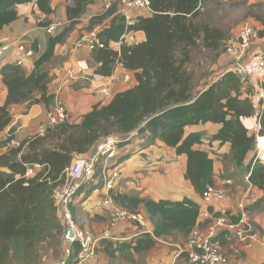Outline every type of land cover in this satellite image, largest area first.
<instances>
[{
    "label": "trees",
    "instance_id": "obj_1",
    "mask_svg": "<svg viewBox=\"0 0 264 264\" xmlns=\"http://www.w3.org/2000/svg\"><path fill=\"white\" fill-rule=\"evenodd\" d=\"M33 1L43 12H54L50 0H0V29L18 19L19 4ZM65 1L69 23L49 36L47 48L37 58L34 71L27 74L20 63H6L1 68L8 95L6 102L0 105V264H8L14 241L22 244L27 253L36 252L37 246L44 242L48 248H61L64 226L54 192L75 156L94 151L109 135L123 140L115 162L121 176L122 163L132 152L120 154V148L130 144L133 137L147 147L160 142L178 155L186 156L184 177L203 195L214 186L216 174L212 152L202 145L229 143V159L237 167H243L253 185L264 189V163L257 159L256 148L257 136H264V98L260 100L258 113L260 130L258 134L250 133L243 118L254 115L256 108L246 82L236 72L226 71L221 77L199 84L187 66L192 47L201 43L206 48L219 49L225 39L224 32L202 12L204 0H150L152 15L136 16L133 25L127 23L126 15L118 12L116 6L105 12L100 10L82 32L98 27V38L104 43V47L90 50L96 64L94 72L112 76L117 65L122 64L134 72L135 84L109 96L102 95L107 100L93 103L80 121H71L70 117L64 123L48 127L44 135L21 140L18 147L9 145L16 137L14 134L1 138L12 121V105L43 103L49 109L55 100L44 65L54 56L56 45L66 39L70 28L93 2ZM132 30L144 31L146 39L136 44H122L117 50L111 47ZM34 49L37 48L34 46ZM262 87L264 89V82ZM208 122L220 125L216 133L187 131L188 126ZM48 140L53 143L52 147L43 146ZM251 153L253 156L249 159ZM36 165L41 168H34ZM121 176L109 196L121 208L143 212L153 229L144 232L134 224L142 234L129 240L102 239L97 252L101 250L111 259L123 255L133 263V253L150 250L160 239L171 236L180 235L187 240L195 227L208 223V220L198 223L201 205L187 196L154 199L138 193L118 192ZM98 189L94 183L80 188L72 204L74 217L81 202ZM235 215L233 220L237 221ZM227 232H221L218 240ZM80 249L79 244L73 246L67 264L77 259ZM62 256L63 251L60 258Z\"/></svg>",
    "mask_w": 264,
    "mask_h": 264
},
{
    "label": "crops",
    "instance_id": "obj_2",
    "mask_svg": "<svg viewBox=\"0 0 264 264\" xmlns=\"http://www.w3.org/2000/svg\"><path fill=\"white\" fill-rule=\"evenodd\" d=\"M229 0H204L201 5L202 12L206 15L215 16V13L228 7ZM259 0H250L249 4L254 5ZM264 1V0H261ZM239 4L238 0H233ZM67 2L65 0H50L54 9L52 13L43 12L35 1L19 4L17 6L18 19L12 24L0 29V43H12V47L0 58V105L7 99L8 89L3 82L1 68L6 63H20L27 74L35 69L37 58L46 50L48 38L51 34L45 31L48 22L61 20L65 25L69 23L66 14ZM103 0H93L87 7L86 12L73 25L66 39L57 44L54 56L45 63V70L50 76V91L59 96L67 106L71 121H80L83 115L90 110L93 103L103 98L100 89L111 87L112 93L132 87L135 82L134 72L127 70L118 64L112 76H103L94 72L95 62L92 58V51L79 49L75 43L80 34L86 30L92 17L100 13ZM131 16H151L149 9H133ZM107 19L105 22H107ZM104 22V23H105ZM258 23V22H257ZM259 26V25H258ZM260 28V26H259ZM262 29V28H261ZM61 30V29H60ZM139 41L146 39L144 31L136 32ZM23 44L29 52L18 50L16 44ZM34 46L37 49H34ZM264 51V33L254 43L249 56L253 53ZM233 61V57H230ZM252 90L251 96L255 103L256 110L261 109V90L256 76L247 83ZM47 106L43 103L28 105V102L18 103L11 106L12 121L1 138L14 134L19 140L30 138L38 133L42 123H46ZM249 117H244L243 122L250 133L258 134L261 124L258 112ZM220 125L216 123H205L188 126L187 131H203L207 135L217 132ZM140 139L133 137L132 142L119 149V153L131 151L128 159L122 163V176L117 187L118 192L138 193L146 198H170L182 199L184 196L192 198L201 205L199 222L206 219L205 213L219 211L227 208L236 213L234 219L238 221L239 203L244 202L251 223L258 228L260 238L253 247L248 248L239 241L234 234L227 232L219 237L220 244L228 257V264H263L264 263V189L253 185L248 178V173L243 167H237L228 157L230 144L219 146L217 142L202 145L211 150L215 159V184L214 187L225 191V197L215 198L211 204L203 201L202 195L198 194L190 182L184 177L186 156L178 155L175 150L166 147L158 142L156 145L142 146ZM129 148V149H128ZM253 153L249 155L251 159ZM264 159V157H263ZM264 163V160H261ZM39 167V166H37ZM244 172V175L242 173ZM32 170L29 171V174ZM101 190V189H100ZM94 191L88 199L83 200L80 205L84 207L93 222L84 224V227L98 234L105 229L111 220V209L102 203L100 194ZM118 205V204H116ZM119 206V205H118ZM120 207V206H119ZM212 208V209H211ZM253 220V221H252ZM153 229L151 222L148 223V231ZM113 240H129L132 237L142 234V231L130 222H118L113 228ZM188 240V238H187ZM187 240L180 235L160 239L152 249L141 253H133L134 262L126 260L123 255L111 259L103 251H99L96 260L79 262L72 260L69 264H190L185 255Z\"/></svg>",
    "mask_w": 264,
    "mask_h": 264
},
{
    "label": "built area",
    "instance_id": "obj_3",
    "mask_svg": "<svg viewBox=\"0 0 264 264\" xmlns=\"http://www.w3.org/2000/svg\"><path fill=\"white\" fill-rule=\"evenodd\" d=\"M114 6L117 7L118 12L126 15L129 25H133L136 21L135 16L130 15L131 10L144 8L151 11L150 0H103L101 10L105 12ZM63 26H65L64 21H52L45 26V31L48 34H54ZM97 33L98 27L82 33L75 43L76 47L88 50L104 47V43L98 38ZM260 37L261 28L258 25L250 21L242 24L235 39L230 41L226 47V54L234 58L231 68L227 71L236 72L241 77V80L246 83L256 76L261 90V98H264V89L262 87L264 82V51L253 53L249 56L251 48ZM138 42L139 39L136 36V32L132 30L126 32L119 41L112 43L111 47L117 50L122 44H136ZM12 45V43H0V58L5 56V53L11 49ZM16 47L23 52L30 51L21 43L16 44ZM99 92L101 95L109 96L112 94V88L106 86L101 88ZM257 112L259 113V110ZM45 115L47 122L39 126L38 133L35 135H44L48 127L64 123L70 119V113L59 96L55 97L54 102L46 110ZM263 137L261 135L257 136L256 148L257 159L259 160H264L259 148L260 139ZM122 142V138L109 135L99 142L97 148L91 154H77L71 165L66 169L62 183L58 186L55 196V203L61 212L64 226L63 256L52 264H67L75 244H79L81 247L77 257L79 262L90 259L96 260L99 255L97 252L99 241L102 239H113L112 230L118 222H131L138 225L142 231H148V219L143 212L130 211L119 207L109 194H107L103 204L110 207L112 221L101 233L96 234L93 231L80 228L73 214L72 204L80 188L86 183H95L96 164L101 157L103 158L102 175L105 188L108 192L114 189L116 182L121 176V170L118 164L115 165V162L118 155V146ZM20 144L21 140L16 137L9 141V145L13 147H18ZM202 197L204 202L211 204L215 198H224L225 191L212 186L203 193ZM233 214L227 208L216 212L209 209L205 213L208 223L201 227H195L186 243L184 252L190 264H228L227 254L218 240V236L224 230L234 234L248 248L253 247L254 243L260 238V232L249 220L245 203H239L238 221L233 220Z\"/></svg>",
    "mask_w": 264,
    "mask_h": 264
},
{
    "label": "rangeland",
    "instance_id": "obj_4",
    "mask_svg": "<svg viewBox=\"0 0 264 264\" xmlns=\"http://www.w3.org/2000/svg\"><path fill=\"white\" fill-rule=\"evenodd\" d=\"M249 1L250 0H238L239 4H234L232 3L233 0H229L227 8H223L222 11L215 13V16H210L212 24L224 32L225 39H223L222 45L219 49L206 48L202 46L201 43L198 46L191 48L190 61L188 62L187 66L188 69L193 72L195 82L199 84L206 83L208 80L221 77L229 68H231V56L226 54V47L230 41L235 39V36L237 35V32L243 23L250 21L256 25H259L260 28H262L261 31L264 32V1L259 0L254 5L249 4ZM202 20L204 19L202 18ZM52 144L53 143L48 140L44 142L43 146L52 147ZM92 152L93 150L87 153L91 154ZM102 166L103 158L101 157L96 164L94 176V184L98 186L99 190L101 189L100 191L96 192L97 194H100L102 189L107 192L102 175ZM34 168L40 169L41 167H37L36 165ZM242 175H244V172ZM101 181H103V183ZM56 190L53 195L54 198H56ZM100 195L105 197L107 196V193L105 195L103 192ZM104 199H102V203ZM85 206L86 204H84L83 207L82 205L79 206L75 213V219L80 228L90 230L85 228L84 224H91L94 220L91 218V216H89L87 210L84 209ZM111 221L112 219L110 220L109 225L111 224ZM12 243L13 250L10 253L7 262L8 264H52L54 261L60 258L62 253V246L60 249L57 246H50L48 248V245L45 242L42 243V245L40 244L37 246V251L32 253H27L24 250L22 244H19L15 241ZM57 251H60V253L57 254Z\"/></svg>",
    "mask_w": 264,
    "mask_h": 264
},
{
    "label": "bare ground",
    "instance_id": "obj_5",
    "mask_svg": "<svg viewBox=\"0 0 264 264\" xmlns=\"http://www.w3.org/2000/svg\"><path fill=\"white\" fill-rule=\"evenodd\" d=\"M259 148L261 150V154L264 157V137L260 139V144H259Z\"/></svg>",
    "mask_w": 264,
    "mask_h": 264
}]
</instances>
